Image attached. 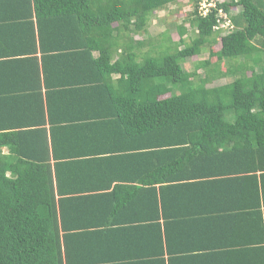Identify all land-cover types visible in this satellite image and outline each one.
<instances>
[{"label":"trees","instance_id":"1","mask_svg":"<svg viewBox=\"0 0 264 264\" xmlns=\"http://www.w3.org/2000/svg\"><path fill=\"white\" fill-rule=\"evenodd\" d=\"M178 1L0 0V264H264V0H190L192 42L140 60L133 34ZM206 47L231 83L185 71ZM211 192L231 214L192 211Z\"/></svg>","mask_w":264,"mask_h":264},{"label":"rangeland","instance_id":"2","mask_svg":"<svg viewBox=\"0 0 264 264\" xmlns=\"http://www.w3.org/2000/svg\"><path fill=\"white\" fill-rule=\"evenodd\" d=\"M193 2L194 1H190V0H179L178 3L176 4H170L169 6H167L162 10L155 11L151 15L150 20L148 21L144 32L139 34H133L134 40H138V41L144 40L146 44L141 49V51L138 52L139 53L138 55L140 56L139 58L140 60L144 54L149 52L152 47L156 48V46H158L160 42H164L165 45H171L172 42L178 43L180 41L179 28L181 26H184L187 29V33L184 36V41L186 42V44H190L192 42V40L196 37L197 34L196 31L193 28H191V25L188 21V17L194 9ZM238 12L239 9H233V11L230 12L229 15L232 16L233 14H237ZM168 38L171 39L172 42L168 41ZM220 48H221V42L219 38L217 44L213 47V49L215 51L216 50L218 51L220 50ZM208 60L214 64H212L211 67L198 69V66L201 62H205ZM216 62H217V58L210 57V48L206 47L205 49H203L200 56L185 61L183 66L186 72H190V73L197 72V74H199L202 78H204V76L208 73H210L211 76H217L218 78L219 75H217L214 72L216 68L215 66ZM219 63H220L218 66L219 72L220 71L225 72L227 70H230L232 67V63L226 61H222ZM233 80L234 77L218 78L217 80L214 81V83H212V85L208 87L222 86L231 83ZM227 119L233 121L234 117L232 114H230L227 115Z\"/></svg>","mask_w":264,"mask_h":264},{"label":"crops","instance_id":"3","mask_svg":"<svg viewBox=\"0 0 264 264\" xmlns=\"http://www.w3.org/2000/svg\"><path fill=\"white\" fill-rule=\"evenodd\" d=\"M11 75H12V72H8L4 68H2V66H0V76H11ZM117 78L118 77L114 76V80H117ZM188 187H190V186H188ZM110 192H112V190ZM211 193L212 194H210L205 200H202V199H200L201 197H199V200H198V198H196L197 200L195 199L193 202L190 201V203H188L189 207H191V209H195V210H192V211H198L200 209H205V210H208L209 209L210 210V213H211L212 210L216 209V207L218 208V205H220L219 207H222L220 209H226V211H222V212H225L227 214H231V213H228L227 211H229V209L232 208V206H233L232 201H229L228 199L227 200H224V201H221V200L219 201V200L216 199V197H218V196L215 197V195H217V193L216 192H211ZM207 202H208V204H207ZM221 202H226V203H221ZM179 203L174 204L177 207V208L175 207V209H174L175 211L174 212H177L178 215H185L186 214L188 216H191L189 214L188 209L186 208V205H185L186 203L184 201H179ZM210 203L212 204L211 206L209 205ZM219 203H221V204H219ZM195 206H198V207H195ZM125 216L128 219L135 217L133 215V213H131L129 215L127 214ZM223 216H229V215H223ZM135 218H140V219L142 218L143 219L144 216L142 214V216H140V217H137L136 216ZM210 218H212V217H210V216H208L206 218L205 217L204 218H201V217L200 218L187 217V219H180L178 221H173L174 222V228L171 231V238L170 239L172 241H174V242L179 241L180 240V237L182 236L181 234H178L179 231H180L179 229H180V227L182 229V226H185L186 227V225H189L190 226V230H187V231L195 232V231H198V229H197L198 227H200V228L202 227V229H204V231L206 232V229H207V226H208V223H209ZM182 220H187L188 221V224L185 225V223ZM196 226H197V228H196ZM233 238H235L236 241L238 240L240 242L249 241V235H245V233H238ZM207 240H209V239L206 238V237H204V236L201 237L200 239H198V242L197 243H200V245H198V246H205V245H207V243H208ZM145 252H146V250H145ZM156 252H157V250H156ZM132 254L134 255L135 253H133V252L127 253L125 251L124 252L122 251V253L120 252V255L121 256L122 255H132ZM105 255L107 257H109V255H110V257H113V256H116L118 254L116 252H113V251H108L107 253H103L101 256H105ZM165 255H166L165 260L168 261L167 260L168 259L167 254H165ZM155 260H158V259H155ZM150 261L151 260H149V261L148 260L147 261H143L140 264H150ZM176 263H177V261H176Z\"/></svg>","mask_w":264,"mask_h":264},{"label":"built area","instance_id":"4","mask_svg":"<svg viewBox=\"0 0 264 264\" xmlns=\"http://www.w3.org/2000/svg\"><path fill=\"white\" fill-rule=\"evenodd\" d=\"M203 3V2H202ZM201 3L200 12L202 15L206 16L208 15L212 8L216 7V1L215 0H209L204 1V3ZM235 27L231 20V16L226 14L224 11H219L217 26L215 27V30L223 31V34H228L232 31H234Z\"/></svg>","mask_w":264,"mask_h":264},{"label":"clouds","instance_id":"5","mask_svg":"<svg viewBox=\"0 0 264 264\" xmlns=\"http://www.w3.org/2000/svg\"><path fill=\"white\" fill-rule=\"evenodd\" d=\"M232 20V19H231Z\"/></svg>","mask_w":264,"mask_h":264}]
</instances>
